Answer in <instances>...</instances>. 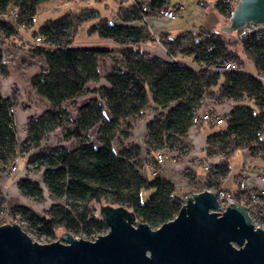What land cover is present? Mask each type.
Wrapping results in <instances>:
<instances>
[{
	"label": "trees",
	"instance_id": "1",
	"mask_svg": "<svg viewBox=\"0 0 264 264\" xmlns=\"http://www.w3.org/2000/svg\"><path fill=\"white\" fill-rule=\"evenodd\" d=\"M45 1L48 0H0V44L20 35L21 28H30ZM168 4L169 0H119V22L85 8L45 20L32 31L27 41L43 65L30 77L29 85L45 110L27 118L26 138L18 143L13 113L16 94H0V173L9 175L13 159L24 155L28 175L41 171L42 182L29 177L20 179V194L35 203H43L47 194L51 204L43 214L28 205L6 210L7 200L0 191V225L6 223V215L20 226L24 224V231H32L37 239L56 237V231L62 229L93 240L107 229L94 208V203L102 201L132 210L137 220L151 228L171 220L183 198L167 177L158 172L144 174L145 165L152 162L147 156L165 149L173 158L185 157L191 150L188 135L193 128L192 117L209 99L216 105L229 103V110L222 124H209L206 160L197 158L203 165V175L198 176L192 165L182 172L189 177L192 192L224 189L237 196L249 206L255 223L264 228V194L253 203L247 191H231L223 185L236 152L248 150L251 156L264 158V80L259 77L264 75V39L257 40L252 35L236 39L232 34L208 28L176 35L160 33L166 52V58H160L143 49L155 42V36L141 7L147 5L152 14ZM214 7L229 17L230 11L221 0ZM84 23H89V36L111 44L75 46ZM36 37H40L39 42ZM240 52L253 62L256 74L243 71ZM114 54L118 59L102 74L99 58ZM186 58H192L197 67L189 66ZM227 60L236 62L237 68L214 71L215 66ZM9 74L0 50V76ZM81 97L86 100L77 104ZM67 103L74 108L73 115ZM151 107L155 111L143 137L146 157L135 143L115 149L113 142L121 134V127L127 135L132 128L130 120L147 114ZM56 131L64 140L75 141L76 146H42ZM143 190L150 191L144 202Z\"/></svg>",
	"mask_w": 264,
	"mask_h": 264
},
{
	"label": "water",
	"instance_id": "2",
	"mask_svg": "<svg viewBox=\"0 0 264 264\" xmlns=\"http://www.w3.org/2000/svg\"><path fill=\"white\" fill-rule=\"evenodd\" d=\"M264 24V0H239L219 30ZM107 232L93 240L68 231L60 240L33 241L16 222L0 225V264H264V228L249 207L221 210L217 192L204 189L183 198L177 214L157 228L124 206L99 205Z\"/></svg>",
	"mask_w": 264,
	"mask_h": 264
},
{
	"label": "rangeland",
	"instance_id": "3",
	"mask_svg": "<svg viewBox=\"0 0 264 264\" xmlns=\"http://www.w3.org/2000/svg\"><path fill=\"white\" fill-rule=\"evenodd\" d=\"M114 1L116 0H108L106 1V5L99 4L95 0H52L48 3H45L44 6H42V3L39 7V11L37 12L36 16L34 17V23L30 28H21L20 35L13 37L10 41L7 43H1L0 44V50L2 53V56L5 60V63L7 64V67L10 71V74L18 81L20 85V89H23L25 91L26 96L29 98V103L34 104V106H43L40 99L37 97L34 91H31L32 88L29 85V79L30 77L39 71V69L42 67L43 63L40 57L35 56L31 50V45L27 41L32 36V31L37 30L39 26L48 19H54L62 14H64L67 11H78L82 8L83 5H88L94 8L97 12H99L101 15H106L111 22H118L119 19L116 16V13L113 11L115 10ZM216 0H169L170 6L172 5H181L183 7L182 12L180 16L167 20L165 23V29L171 30V35H176L181 31L190 30V31H198L200 28H208L210 31H217L220 32L219 28L223 24H225L228 21V17L222 14L217 8L214 7V2ZM89 26V23H84L78 30L77 36L75 38V46H89L94 47L95 41H98L96 36H89L87 34V28ZM156 35V34H155ZM234 36V34L232 33ZM29 37V38H28ZM162 38V37H161ZM156 40L153 43L147 44V46H143L144 50H149V47H153L152 45H156ZM161 45V41L160 44ZM164 49V48H163ZM240 56L243 59L244 62V68L243 71L249 74H256V68L253 64V62L248 59L243 53L240 52ZM118 55L114 54L111 56H103L99 58V67L100 72L102 74L106 73L108 71V68L112 61L117 60ZM185 62L191 66H195V61L192 60V58H186ZM17 90V89H16ZM19 90V89H18ZM15 92V91H13ZM13 94V93H12ZM83 100H86V97H81L76 100L77 104H80ZM210 101V100H209ZM17 99L15 101L14 108H25L24 105H18L17 106ZM67 109L69 110L70 115H73L74 108L71 106L70 103L66 104ZM154 108L151 107L147 114L137 117L134 120H130V123L132 124L131 130L128 132L127 135H125L126 132L124 126L121 127V134L115 139L113 142V146L115 149H119L122 146H125L127 144H134L135 142L144 143V135H143V128L145 126V120L147 118H150L154 113ZM16 128L17 130L20 129L22 125L19 124V120L16 121ZM59 132L52 133L49 135L48 139L45 141V144H55L59 140ZM95 136V131L92 130L90 132V138L93 139ZM264 136V132H263ZM74 142H70L68 145L73 146ZM188 149H190L188 147ZM161 150V149H159ZM159 150H155L147 157L150 159L151 164H153V168L157 170L159 166L155 162V156L156 153ZM167 155H170L168 152H166ZM21 157H24L21 156ZM241 157V154L238 152V156ZM169 160V157H168ZM239 161V158L235 160L234 163H237ZM19 166V168H18ZM17 172H15V177H18L20 175L24 176V164L23 162H20V165H18ZM16 168V169H17ZM161 168V167H160ZM16 171V170H15ZM41 171H37L33 173V178L38 181L41 180ZM156 173V172H155ZM154 174V173H153ZM165 174V173H163ZM148 176L149 173H148ZM164 176V175H163ZM184 177V184L178 183L175 185L178 189V195L182 198L186 196V194L191 191L192 186L189 182V177ZM168 179L171 178L170 176H167ZM0 184L3 186V178L0 177ZM180 179H176V182H178ZM230 181V179L228 180ZM7 182V186H5V192L7 191L9 198L7 200L6 204V210H9V207L15 206L19 203H26L33 211H35L38 214H43L45 212V209L49 207L51 204V200L47 197V194L45 195V200L43 203H35L30 199H27L19 194H17V198L15 197L16 193L11 189V181L5 180V183ZM150 194L149 190H143L141 193V200L144 202L147 200L148 196ZM108 204L104 201L99 203H94L95 213L96 215H99L98 208L99 205H105ZM6 217V218H5ZM6 223L16 222L20 225V223L16 220H13L10 217H7L4 215ZM21 227L23 230L25 228V225L22 224ZM108 228L105 232L106 233ZM65 230L59 229L56 231V237L53 238H41L37 239L35 234L32 231L27 230L26 233L30 236V238L33 241L39 242V243H48L55 240H60V233L64 232ZM70 233V232H69ZM71 234V233H70ZM75 238H80L79 236L73 235Z\"/></svg>",
	"mask_w": 264,
	"mask_h": 264
},
{
	"label": "crops",
	"instance_id": "4",
	"mask_svg": "<svg viewBox=\"0 0 264 264\" xmlns=\"http://www.w3.org/2000/svg\"><path fill=\"white\" fill-rule=\"evenodd\" d=\"M49 1H52V0L45 1L42 4V6H44L45 3H48ZM95 1H97L100 5L101 4L106 5L105 3L108 0H95ZM114 6H115V8H114L115 10L113 12L116 13V16H117V10L119 7V0L114 1ZM168 6H170V4H168ZM85 8H92V7L88 6V5H86V6L83 5L81 9L83 10ZM92 9H94V8H92ZM98 14L101 17L109 19L106 15H101L99 12H98ZM166 21L167 20L163 19L162 17H160L159 15L154 14V13L150 14L146 18V22H147L152 34L169 33L171 35V33H172L171 30L165 29ZM110 44L111 43L107 42V41H99V40L95 41L96 46H109ZM146 46H147V44H146ZM152 46L153 47H149L150 49L148 50L151 54L156 55L160 58H166V52L161 45L156 44V45H152ZM196 67H197V64L195 63L194 68H196ZM93 86H94V84L90 85L91 88ZM13 91H15V94H16V99L18 102L17 106L18 105L20 106L22 104L25 107L23 109L22 108H19V109L13 108L15 121L18 119L20 121L19 124L22 125L20 127V129L17 130V140H18V143H21L26 138L25 124H26L27 118L30 116L40 115L41 113L44 112L45 106L43 105V106L38 107V106H34V104L29 103L28 102L29 98L26 96L25 91H23V89H20V85H19L18 81H16V79L12 76V74H9L8 76H0V94L2 96H11ZM31 91H34V90L32 89ZM84 101L85 100H83L81 103H83ZM215 106L220 111H222V110L225 111V110L229 109L228 103H223V104H219V105L215 104ZM148 120H149V118H147L145 120V126L142 129L143 135L146 133V123ZM208 130H209V124L204 125L200 130H192L191 131V133L188 135L189 148L191 150L185 157H182L181 159H179V158L169 159V160H167L165 165H163V166L158 165L159 168L157 170H155L153 168V164L148 163L145 165V169L143 171L144 174L148 175V173H149V175H151L155 172H158L161 175H164L165 177L171 175L170 180L175 185H177L178 183L184 184L185 181L183 180L184 177H182L184 175L182 172V169L188 165L193 166V169L197 173L198 176L203 175V173H204L203 165H201V160L200 159L198 160L197 158L203 157L204 160H206L204 147H205V136L207 135ZM56 132H58V131H56ZM56 132H54V133H56ZM58 138H59V140L55 144H45V141H44L42 143V146H57V145H59V146H65L68 149H73L76 146V143L73 140H70V141L64 140L61 137V135ZM70 142H74L73 146L68 145ZM135 144H138L142 148V154H144V157H146V155H145L146 149H145L144 143L140 144L139 142H135ZM238 152H239V154H241V157H237ZM238 152H236L232 156V158L230 159V173L223 179V185H224L225 189L231 190V191H234L237 189H240L242 191L243 190L247 191V190L253 189V188L264 189V182H262L260 180V177L262 176V174L264 172V158L259 159L257 157H253L250 155L248 150H240ZM237 158H239V161L237 163H234L235 160H237ZM208 160L214 162L215 159H208ZM20 162H23V164H24V171H23L24 176L20 175L18 177H15V172H17L19 166L16 169V171H14L13 173H10L7 176L0 173V177H2L4 180L2 182L3 186L0 184V191L4 193L6 199H8L9 196H8L7 191L5 192V190H4L5 186H7V182L5 183V180L11 181V186H10L11 189L10 190H12L16 193V195H15L16 198H17V194L21 195L20 191L17 187V182L20 179L29 177V178L35 180L32 176V175H34L33 173H30L29 175L27 173L25 157H20L19 165H20ZM40 173H41V180H42V172H40ZM163 173H165V174H163ZM178 178L180 180L178 182H176V179H178ZM229 179H230V181H228ZM0 180H2V179H0ZM36 181H38V180H36ZM38 182L41 183L42 181H38ZM238 183L240 184V186L238 185ZM190 192H192V191H189V193ZM17 205H27V204L23 202V203H19Z\"/></svg>",
	"mask_w": 264,
	"mask_h": 264
},
{
	"label": "built area",
	"instance_id": "5",
	"mask_svg": "<svg viewBox=\"0 0 264 264\" xmlns=\"http://www.w3.org/2000/svg\"><path fill=\"white\" fill-rule=\"evenodd\" d=\"M128 1L132 3L136 2V0H128ZM221 1L227 6L229 11H231L234 8V6L239 2V0H221ZM141 9L144 13L147 14L145 16V21H146V18L150 15V9L147 5H143ZM182 9L183 7L181 5L165 6L153 11V13L159 15L165 20H170L180 16ZM233 34L236 39H242L252 35L257 40H262L264 39V24L249 23L243 28H240L239 30L233 32ZM154 36L156 43L160 44V41L162 40L161 36L159 34L156 35L154 34ZM36 41L39 42L40 37H36ZM236 68H237L236 62L227 60L223 64L215 66L213 69L216 72H222V71H231ZM259 77L264 80V75H259ZM228 110L229 109L225 111L224 110L220 111L216 108L215 104L209 101V99L206 100L204 102L203 109L198 114H195L192 117V127H193L192 130H200L204 125H208L211 123L216 125L222 124L224 121V114L228 112ZM168 157L169 159H173L174 156L167 155L165 149H161L156 153L155 162L157 163V165L163 166L166 164ZM19 161H20L19 157L13 159V162L10 167L11 173H13L16 170L17 166L19 165ZM207 167L208 166L205 165V170H207ZM260 180L264 182V174L260 177ZM216 192H217V200L220 204L222 211L230 202L236 204H244L237 196L227 192L224 189H220ZM247 192H248V199L251 202L255 203L259 201L260 195L264 194V189L261 188L257 190L249 189L247 190Z\"/></svg>",
	"mask_w": 264,
	"mask_h": 264
}]
</instances>
